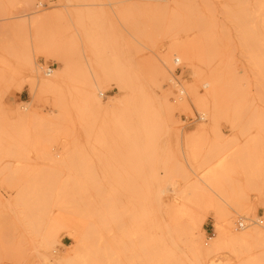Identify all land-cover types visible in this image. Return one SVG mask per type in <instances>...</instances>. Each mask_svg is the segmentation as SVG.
<instances>
[{"label":"rangeland","instance_id":"obj_1","mask_svg":"<svg viewBox=\"0 0 264 264\" xmlns=\"http://www.w3.org/2000/svg\"><path fill=\"white\" fill-rule=\"evenodd\" d=\"M263 35L264 0H0V264H264Z\"/></svg>","mask_w":264,"mask_h":264},{"label":"bare ground","instance_id":"obj_2","mask_svg":"<svg viewBox=\"0 0 264 264\" xmlns=\"http://www.w3.org/2000/svg\"><path fill=\"white\" fill-rule=\"evenodd\" d=\"M171 2H173V1H171ZM264 36V35H263ZM166 191L168 192V190L166 189ZM161 192H163V190L161 191ZM166 194V193H165ZM170 194V193H169ZM110 196V195H109ZM176 198L177 197H175L174 195L173 196H171V197H169L168 198V200H167V203H166V205L167 204H170V205H173V204H176V202H175V200H176ZM178 199V198H177ZM117 200H119V199H117ZM105 201V200H104ZM120 201V200H119ZM127 201V200H126ZM114 203V202H113ZM112 203V204H113ZM119 203V202H118ZM104 205H105V203H104ZM107 205V204H106ZM105 205V206H106ZM119 206V205H118ZM159 206V205H158ZM104 207V206H103ZM99 208V207H98ZM159 208V207H158ZM104 210H105V208H103ZM157 210H159V209H157ZM161 210V209H160ZM159 210V211H160ZM165 210H166V208H165ZM135 211V210H134ZM106 213V212H105ZM100 214V213H99ZM94 215V214H93ZM116 214H114V216H115ZM103 216H104V214H103ZM102 216V217H103ZM113 216V215H112ZM106 217V216H105ZM135 218V217H134ZM170 215H169V213H168V211L166 212V213H164L163 215H161V217H158L157 216V218L156 219H148L147 221H146V224H145V226H144V232H145V234H146V236H147V238H149V239H151V240H154V238H159V237H161L162 235H163V232H164V230L165 229H167L168 230V228H169V224H171V220H170ZM102 218H100V220H101ZM108 219V218H107ZM115 219V218H114ZM117 219V218H116ZM172 219V218H171ZM100 220H99V222H100ZM103 220H104V218H103ZM102 220V221H103ZM124 221V220H123ZM99 222H98V224H99ZM111 222V224H112V221H110ZM117 222V221H116ZM120 222H121V220H120ZM119 222V223H120ZM126 222H127V220H126ZM125 222V223H126ZM135 223V222H134ZM121 224H124L123 222L121 223ZM121 224H119V225H121ZM133 224V223H132ZM187 224V226H188V228H187V230L188 231H190V233L192 232V228H193V224L190 222V223H186ZM107 227V226H106ZM104 227H102V229H103ZM118 228V227H117ZM126 228V227H125ZM115 230V229H114ZM124 231H125V229H123ZM167 230H166V232H167ZM113 231V230H112ZM194 231V230H193ZM117 232V231H116ZM124 233V232H123ZM192 233H194V232H192ZM122 234V233H121ZM132 234H134V233H132ZM136 234H138V232L136 233ZM165 234V233H164ZM169 234H170V232H168V236H169ZM111 236V235H110ZM138 236V235H137ZM124 237H126V236H124ZM167 237V236H166ZM112 238V237H111ZM110 238V239H111ZM113 238H115L114 236H113ZM123 238V237H122ZM139 238H140V235H139ZM142 238V237H141ZM123 239H125V238H123ZM122 239V240H123ZM122 240H120L121 242H122ZM126 240H128V239H125V241ZM137 241H138V239H136ZM112 241V240H111ZM110 241V242H111ZM118 241V240H117ZM131 241V240H130ZM104 242H106V241H104ZM135 241H134V238H133V241H131V243H134ZM150 242V241H149ZM122 243H124V241L122 242ZM121 243V244H122ZM151 243V242H150ZM101 244V243H100ZM106 244V243H105ZM115 244V243H114ZM120 244V243H119ZM125 244H127L126 242H125ZM138 244H139V241H138ZM154 244V243H153ZM124 244H122L120 247H121V249H122V246H123ZM154 245H156V243L154 244ZM114 246V245H113ZM116 246H118V245H116ZM125 246V245H124ZM132 245H130V247H131ZM136 246H137V248H139V245H137L136 244ZM141 246V245H140ZM154 247V246H153ZM124 248H126V247H124ZM122 249V250H125V249ZM136 248V249H137ZM142 249H143V246L141 247ZM146 248V247H145ZM157 248V247H156ZM111 249V248H110ZM127 249V248H126ZM130 249H132V248H130ZM142 249H139V250H137V252L138 251H140V250H142ZM121 250V251H122ZM143 251V254H144V251L145 250H142ZM142 251H140L141 252V254H142ZM156 251V250H155ZM109 252H112V251H109ZM124 252V251H123ZM123 252H122V254H123ZM137 252H136V258H137ZM117 253V252H116ZM145 253H146V258L144 259L145 260V262L147 263V264H155V262H154V259H155V257H154V252H153V250H152V248H150V245L148 246V248H147V250L145 251ZM143 254H142V257H143ZM120 255V254H119ZM145 255V254H144ZM124 256V255H123ZM125 257V256H124ZM123 257V258H124ZM127 257V256H126ZM129 257H130V255H129ZM131 257H132V255H131ZM142 257L140 258V254H139V259H142ZM104 258V257H103ZM116 258V257H115ZM133 258V257H132ZM132 258H130V259H132ZM135 258V259H136ZM127 259V258H126ZM134 259V258H133ZM120 260V259H119ZM133 262L132 263H134L135 261H137V260H132ZM141 261V260H140ZM120 263L119 264H123V263H125V262H121V261H119ZM142 262V261H141ZM144 262V263H145ZM154 262V263H153ZM115 263V262H114ZM113 263V264H114ZM112 264V263H111ZM127 264H130V262L129 263H127ZM160 264V263H159Z\"/></svg>","mask_w":264,"mask_h":264},{"label":"built area","instance_id":"obj_3","mask_svg":"<svg viewBox=\"0 0 264 264\" xmlns=\"http://www.w3.org/2000/svg\"><path fill=\"white\" fill-rule=\"evenodd\" d=\"M52 70H53V68H52L51 66H49V68H48L47 71H46V74H47V75H50V74L52 73ZM196 115H197V117H198L199 119L202 118L199 114H196ZM241 225H242V224H241Z\"/></svg>","mask_w":264,"mask_h":264},{"label":"crops","instance_id":"obj_4","mask_svg":"<svg viewBox=\"0 0 264 264\" xmlns=\"http://www.w3.org/2000/svg\"><path fill=\"white\" fill-rule=\"evenodd\" d=\"M53 68V67H52Z\"/></svg>","mask_w":264,"mask_h":264}]
</instances>
